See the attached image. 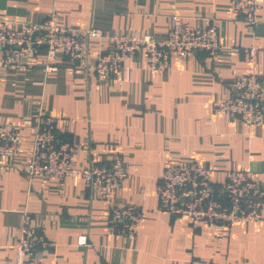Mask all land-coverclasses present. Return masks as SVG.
I'll return each mask as SVG.
<instances>
[{
    "label": "crops",
    "instance_id": "crops-1",
    "mask_svg": "<svg viewBox=\"0 0 264 264\" xmlns=\"http://www.w3.org/2000/svg\"><path fill=\"white\" fill-rule=\"evenodd\" d=\"M230 0H0L7 27L53 18L61 27L104 34L167 37L171 18L194 27L215 25L225 48L211 59L196 52L172 57L167 71L147 66L144 51L103 83L93 65L107 40L88 41V60L71 65L57 51L56 69L45 73V56L29 59L24 72L0 68V124L23 127L17 156L0 159V264H14L25 216L47 245L37 264H264L261 220L193 229L186 217L160 210L156 186L168 164L198 163L219 188L229 171L264 182V118L250 127L214 114L212 103L233 94L236 75L264 82V7L252 33L229 10ZM234 47H255L254 63ZM43 52V51H42ZM40 116L55 121V135L71 147V164L107 165L122 160L125 178L109 201L83 180L76 184L25 174ZM143 213L133 240L108 230L113 206ZM80 237L86 246H78Z\"/></svg>",
    "mask_w": 264,
    "mask_h": 264
},
{
    "label": "built area",
    "instance_id": "built-area-1",
    "mask_svg": "<svg viewBox=\"0 0 264 264\" xmlns=\"http://www.w3.org/2000/svg\"><path fill=\"white\" fill-rule=\"evenodd\" d=\"M264 0H230L229 10L242 19L247 31L252 33L258 23V11ZM7 27L0 20V68L28 71L33 65L29 59L43 53L45 73L55 71L51 64L56 52L61 51L68 64L88 60V41L107 40L109 47L95 56L94 73L98 83H103L116 71L123 69L126 61H134L144 51L147 66L153 70L167 71L172 57L183 59L202 52L215 59L225 48L221 45L215 25L194 27L171 18L167 37L157 40L152 35L130 36L104 34L96 28L87 30L59 26L53 18L41 23H20ZM254 63L255 47H234ZM43 51V52H42ZM233 94L227 99L212 103L214 114L238 119L243 124L256 127L264 118V82L256 75H236L232 80ZM23 127L0 124V159L17 156L21 150ZM28 178L35 175L63 180L71 178L76 184L83 180L103 201H109L125 178L122 160L114 156L107 165L90 162L84 169L71 164L70 144L58 140L55 121L40 116L34 128L29 162L25 171ZM160 210L171 217H186L193 229L206 222L216 226H228L235 222L252 223L261 220L264 209V182L250 174L229 171L224 183L215 188L211 182V170L198 163L177 166L168 164L156 186ZM143 213L134 205L113 206L108 219V230L127 240H133ZM25 216L20 237L15 245L14 264H37V249L47 245L42 233L28 224ZM78 246H86V238L80 237Z\"/></svg>",
    "mask_w": 264,
    "mask_h": 264
}]
</instances>
